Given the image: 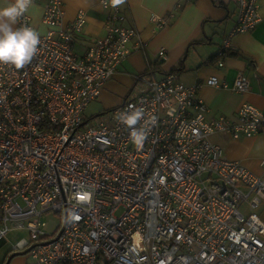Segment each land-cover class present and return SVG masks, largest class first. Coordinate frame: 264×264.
I'll list each match as a JSON object with an SVG mask.
<instances>
[{
  "label": "built area",
  "instance_id": "1",
  "mask_svg": "<svg viewBox=\"0 0 264 264\" xmlns=\"http://www.w3.org/2000/svg\"><path fill=\"white\" fill-rule=\"evenodd\" d=\"M236 2L237 22L220 55L260 21L259 0ZM101 5L107 36L84 56L74 44L86 12L65 25L63 0H48V31L32 62L0 64V243L12 229L27 230L31 239L15 248L26 264H264V180L211 141L222 131L234 139L264 134V111L243 104L236 120L208 121L199 86L170 73L143 76L138 94L88 118L136 37L122 25L121 6ZM24 25L34 28L28 11L17 28ZM159 55L166 59V50ZM207 84L228 89L216 76ZM233 88L246 93L250 81L240 73ZM136 110L144 116L134 127L147 131L139 149L118 119ZM49 214L62 216L53 235L43 230Z\"/></svg>",
  "mask_w": 264,
  "mask_h": 264
},
{
  "label": "crops",
  "instance_id": "2",
  "mask_svg": "<svg viewBox=\"0 0 264 264\" xmlns=\"http://www.w3.org/2000/svg\"><path fill=\"white\" fill-rule=\"evenodd\" d=\"M14 2L0 0V8ZM47 3L48 0H33L28 10L39 35L48 31L43 22ZM180 3L181 0H125L121 5L125 17L122 25L134 29L136 37L128 45L129 57L102 89L98 100L104 108L111 109L129 95L138 94L145 87L143 76L160 80L174 73L184 85L199 86L198 96L206 105L208 121L222 116L236 120L243 104L264 111V0H259L257 26L235 36L230 50L222 55L221 46L237 22L236 0H192L178 9ZM63 7L65 25L71 24L79 11L87 14V23L74 44L76 54L84 56L95 41L107 36L108 13L101 0H63ZM153 17L164 18L166 26L158 28ZM13 27L17 28V24ZM162 49L166 50V59L159 55ZM219 61H223L224 67H218ZM240 73L250 81L246 93L233 88ZM213 76L221 83L226 82L228 89L209 86L207 81ZM211 141L222 148L225 159L241 162L264 180V134L234 139L222 131L212 135ZM260 215L264 221V205ZM6 242L7 239L2 243ZM27 262L21 257L10 264Z\"/></svg>",
  "mask_w": 264,
  "mask_h": 264
},
{
  "label": "clouds",
  "instance_id": "3",
  "mask_svg": "<svg viewBox=\"0 0 264 264\" xmlns=\"http://www.w3.org/2000/svg\"><path fill=\"white\" fill-rule=\"evenodd\" d=\"M125 3V0H110L113 8ZM33 5V0H15L8 7L0 8V64L12 65L16 69H22L30 64L39 52L41 43L39 33L27 25L19 28L13 26L22 18ZM144 112L136 110L131 114H120L118 119L121 123L131 129L130 138L133 144L139 149L143 147L147 138V131L144 128L137 129L134 126L141 121ZM156 117H151L155 123Z\"/></svg>",
  "mask_w": 264,
  "mask_h": 264
},
{
  "label": "rangeland",
  "instance_id": "4",
  "mask_svg": "<svg viewBox=\"0 0 264 264\" xmlns=\"http://www.w3.org/2000/svg\"><path fill=\"white\" fill-rule=\"evenodd\" d=\"M97 100L93 101L85 111L86 116L90 119L106 111V109L100 102V99L98 101ZM44 222L46 224L43 229L44 232L49 235H53L58 230H60L62 226V216L60 214H49L44 217ZM30 239L31 236L27 230L12 229V231L7 237V242L0 243V264H7L9 261L11 263L12 260L21 257H25L27 262L29 257L26 254H21L22 252L15 250V248L19 245L22 240ZM14 254L19 255L15 256L14 259H11Z\"/></svg>",
  "mask_w": 264,
  "mask_h": 264
},
{
  "label": "water",
  "instance_id": "5",
  "mask_svg": "<svg viewBox=\"0 0 264 264\" xmlns=\"http://www.w3.org/2000/svg\"><path fill=\"white\" fill-rule=\"evenodd\" d=\"M9 263H10V261L7 264H9Z\"/></svg>",
  "mask_w": 264,
  "mask_h": 264
}]
</instances>
